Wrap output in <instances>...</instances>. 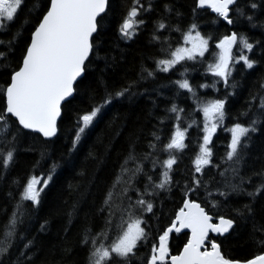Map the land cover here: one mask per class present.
Here are the masks:
<instances>
[{
  "label": "snow or ice",
  "instance_id": "1",
  "mask_svg": "<svg viewBox=\"0 0 264 264\" xmlns=\"http://www.w3.org/2000/svg\"><path fill=\"white\" fill-rule=\"evenodd\" d=\"M24 2L0 0V30L7 31L15 22ZM194 4V19L198 9L206 6L227 25L235 27L237 21L243 19L250 30L259 29L264 37V0H194ZM109 7L110 0H44L42 7L39 4L35 7L34 19L30 10L7 40L0 39V73L3 74L0 83V178L7 179L9 170L17 162L22 134L42 140L30 173L9 180L10 190L5 195L13 203L11 211L7 206L0 210V264H32L36 236L29 237L30 226L34 214L44 207L48 189L61 172L74 173L75 178L87 177L82 200L87 199L94 186L106 185L95 210V214L104 217L103 227L94 234L86 227L80 240L81 245L88 248V264H113L114 260L118 264H132L140 242L147 247L150 238L144 226V214L154 213L159 195L174 187L180 189L182 203L175 209L171 223L153 238L151 248L140 258V264H264V250L250 258L234 259L223 252L217 239L210 238L211 233L220 237L230 234L239 221L250 226L253 241L264 249V201L261 200L264 198V149L255 158L261 166L244 172L253 134L264 127V75L259 78L257 90L250 93L247 109L233 116V122L225 129L229 135L219 162H212L214 134L225 123L229 97L241 86L232 79L233 74L237 67H242L243 78L247 70H254L264 62V39L253 40L244 32L232 31L215 40L214 62L206 68L212 74L213 83L198 85L200 89L211 87L215 97L198 95L196 87L185 77L187 68L179 73L180 79L151 90L142 88V84L155 79L157 72L174 71L182 62L197 61V57L203 58L210 51L213 37L202 35L195 22L183 30L170 24L174 9L166 2L159 18L153 21L151 40L168 45L161 49V58L150 57L155 68L149 69L141 63L135 78L125 74L110 83L105 73L115 71V57L106 53L104 67L93 80L89 77L90 70L95 72V68L90 69L92 54L96 53L97 59L100 58L101 41L97 37L105 29ZM152 10L151 2L145 6L142 0H131L115 26L119 40L134 39L146 24L139 17ZM176 15L182 14L176 11ZM26 29L30 30L26 32ZM160 30L180 32L183 43L172 48L168 37L161 40ZM17 47L20 48L18 55ZM257 48L260 52L258 58H254ZM220 83L224 85L222 97H219ZM173 87L175 95L187 90V98L194 107L186 113L173 99V103L164 109L165 115L158 118L160 125L171 123L167 137L163 127L154 125L146 145L148 151L138 153L139 136L130 134L123 158L119 159L120 154H117L119 164L111 180L101 179L115 140L127 127L128 114L120 111L123 102L127 100L131 104L137 96L152 92L162 95L164 89ZM84 97H87L86 102ZM257 97L259 103L254 104ZM77 104L83 106L77 107ZM66 112L72 113V124L66 142L58 145L59 124ZM197 112L200 120L189 119ZM101 124L103 127L87 145L81 160L85 142ZM193 125L198 130V151L192 159L191 173L181 184L179 179L174 180L176 154L187 148L185 141ZM114 128L115 134L109 138L106 133ZM101 147L103 152L99 151ZM24 151L36 152L37 146L30 144ZM89 161L95 162L91 175L83 166ZM148 163L151 168L146 171ZM44 164H47L46 171L35 175ZM209 168L214 169L215 174L205 179ZM156 169H159L158 177L149 174ZM140 176L144 177L142 189L136 186ZM13 185L15 191L11 190ZM81 187L79 182L68 184L69 191H79ZM133 192L135 199L131 195ZM60 194L54 192L50 199L54 201ZM229 199L245 202L233 206L231 216L216 214L221 203ZM29 204L31 207L27 206ZM80 206L81 201L73 202L69 217ZM85 215L87 217V213ZM47 226L48 221L42 220L38 232L45 231ZM181 229L188 230L186 242L173 255L169 251L170 233H180Z\"/></svg>",
  "mask_w": 264,
  "mask_h": 264
},
{
  "label": "trees",
  "instance_id": "2",
  "mask_svg": "<svg viewBox=\"0 0 264 264\" xmlns=\"http://www.w3.org/2000/svg\"><path fill=\"white\" fill-rule=\"evenodd\" d=\"M43 2L44 0H25L23 7L17 14L15 22L9 26L7 31L0 30V39L7 40L11 36L12 30L17 29L21 20L27 18V14L30 10L33 12L31 18L34 19L35 7L38 4L42 7ZM142 2L145 6H147L149 2L153 4V10L151 12L139 17L146 21L145 26L140 29L134 39L130 41H122L119 40L115 34V26L121 15L126 12L127 8L130 6L131 0H110V7L105 18V29L101 32L100 36L97 37V39L101 41L98 49L100 58L97 59L96 53L92 54L93 64L90 65V69L95 68V72L90 70L89 77L93 80L96 76H99L100 69L104 67L103 57L106 53L109 56L115 57V71L109 70L105 73V77L110 83L112 80L118 79L125 74L130 78H135L136 73L140 70L141 63L149 69L155 68L150 57L161 58V49L166 48L168 45L151 40L154 26L153 21L159 18L162 13V5L166 2L170 3L174 9L170 16V24L172 26H179L183 30L186 29L189 24L195 22L202 35L206 37L211 35L213 37L210 44V51L206 52L203 58L197 57V61L182 62L180 65L175 66L174 71L170 70L168 73L162 71L157 72L155 79L142 84V88L151 90L158 85H166L171 80L180 79L181 77L179 73L187 68L188 72L185 74V77L194 87H196L198 95L204 98L215 97L216 93H214L211 87L207 89H200L198 87L201 83H207L209 85L213 83L212 74L207 72L206 68L210 62H214L212 53L217 51L215 49V40L221 35L232 31L244 32L253 40L264 39L259 29L250 30L247 22L243 19L238 20L235 27H232L227 25L222 19L216 18L215 13H212L207 8L198 9L197 15L194 19L192 15V8L195 6L194 0H142ZM236 7H239V4L236 5ZM176 11H179L182 15L177 17ZM247 14L248 13L246 12L245 15ZM214 20L215 23L213 22ZM29 30L30 29H26L25 31L27 32ZM159 35L161 40H163L164 37H168V44H170L172 48H175L177 43H183L180 32L160 30ZM21 43H23V41H21ZM19 51L20 48L17 47V55L19 54ZM259 52L260 49L257 48L253 57L258 58L257 54ZM241 71L242 67H237L233 74L232 79L240 82L241 86L235 90V95L229 97L225 123L223 127L218 128L217 132L214 134L215 157L212 161L213 164L219 162L220 156L225 151L224 145L229 135L225 129H227L233 122L232 117L236 116L240 111L247 109L250 93L257 90L259 78L264 75V62H261L259 66H256L254 70H247L243 78L241 77ZM2 82L3 74L0 73V83ZM223 88V83H220L218 85L219 97L224 95ZM175 93L176 89L174 87L167 88L163 90L162 95H156V93L152 92L150 95L137 96L131 104H129L127 100L123 102L120 111L122 114H128L126 120L127 127L123 128L122 134L115 140V147L112 148L111 154L108 156L107 167L104 172L101 173V179L108 181L111 180L115 167L119 164V159L123 158L130 134L139 136V143L137 145L138 153L148 151L146 145L151 138L150 134L154 130V125L156 128L163 127L165 129V137H167V130L171 128V123L166 122L164 125H160L158 123V118L165 115L164 109L173 103V99H175V102L181 108L185 109L186 113L194 107L192 101L187 98V90H181L179 95H175ZM84 101H87V97H84ZM153 101H155V104H153ZM253 103L258 104L259 98L257 97ZM82 106L83 104H77V107ZM192 118L200 120L201 116L197 112L189 119ZM105 119H107V117ZM71 124L72 113L66 112L64 118L59 124V139L56 141L58 145L66 142L65 137L68 135V129ZM101 127H103V124H101V126L92 133L88 141L85 142V149L80 154L81 160L83 159L84 152L87 151V145L92 143L93 138L96 136V133L100 131ZM117 127H119V124ZM115 131L116 129L114 128L106 134L111 138V136L115 134ZM197 135L198 130L196 126L193 125L189 129L185 141L187 148L183 150L182 153L176 154L178 162L174 166V180L179 179L181 184H183L184 179L187 178L188 174L192 171V159H194L195 154L198 151ZM21 141V150L16 158L17 162L9 170L8 178H0V210L7 206L8 210L11 211L13 201L8 200L5 195L10 190L9 180L12 177H26L30 173L31 166L38 157L39 144L42 143V140L25 134L21 135ZM194 141L197 142L194 143ZM30 144L37 146L36 152L24 151V149ZM262 149H264V127H260L259 132L253 134V144L250 149V158L244 169L245 173L258 169L261 166L260 161L255 158L260 155ZM99 151L103 152V147H101ZM118 153L120 154L119 159L117 156ZM163 158L164 156L162 155L161 159ZM83 166L88 169V173L91 175L95 168V162L89 161ZM149 168H151L150 163L145 165L146 171ZM46 169L47 164L42 165V167L35 172V175L39 176L41 171H46ZM149 174H154L158 177L159 169H156L154 170V173ZM214 174V169L209 168L204 178L208 179L209 176ZM216 178L219 179V176L216 175ZM70 182L73 185L79 182L82 187L79 191H69L68 184ZM255 182L256 181L253 180V183ZM86 184L87 177L75 178L74 173L61 172L56 176L55 182L48 189V195L45 196L44 207L38 213L34 214L35 219L30 226L29 237L31 238L33 235L36 236V247L32 249L35 253L32 264H88V248L81 245L80 240L82 238L83 230L86 227H90L93 234L100 231L103 227L104 217L95 214V210L99 207L102 193L106 185H101L99 187L94 186L92 192L88 194L87 199L82 200L81 197L85 192L84 186H86ZM136 186L141 189L143 188V176L139 177V182ZM11 190L15 191L14 185ZM58 191L61 193L59 197L54 201L51 200L52 193ZM16 195L18 196V193H16ZM131 195L133 196V199H135V193L133 192ZM200 196L203 197V191H201ZM261 200L264 201V198H261ZM75 201H81L82 206L79 207L77 212L69 217L68 212ZM93 201H95V206H93ZM244 202L243 199H229L226 203H221L216 214L231 216L232 207ZM181 203L182 200L179 188L174 187L170 192H162L159 195V198L155 201L156 211L152 214H144L146 220V225L144 226L146 231L150 234L148 245L145 247L143 242H140L139 251L136 253V258L133 260L132 264H140V258L150 250L153 238L158 237L163 229L171 223V219L175 214V209L179 207ZM27 206L31 207L30 204ZM86 213L87 217L85 215ZM42 220H47L48 226L45 231L38 232ZM250 231V226L237 221L234 230H230V234H226L223 237L217 236L213 239H217V242L222 244L223 252L226 255L234 259L243 260L258 254L261 250H264L260 249L258 244L253 241ZM115 234V232L112 233L113 236H115ZM155 242L158 243V239H156ZM184 242H186V232H171L169 248L171 254H177L179 248L183 246ZM113 264H118V262L114 260Z\"/></svg>",
  "mask_w": 264,
  "mask_h": 264
},
{
  "label": "water",
  "instance_id": "3",
  "mask_svg": "<svg viewBox=\"0 0 264 264\" xmlns=\"http://www.w3.org/2000/svg\"><path fill=\"white\" fill-rule=\"evenodd\" d=\"M204 8H207L206 6L204 7ZM207 9H209L211 12H212V10L210 9V8H207ZM213 13V12H212ZM174 232V231H173ZM182 232H188V230L187 229H181V233ZM227 234V233H226ZM226 234H224V235H226ZM218 236V234H215V233H211L210 234V237H217ZM173 255H175V254H173ZM169 264H170V262H169Z\"/></svg>",
  "mask_w": 264,
  "mask_h": 264
},
{
  "label": "rangeland",
  "instance_id": "4",
  "mask_svg": "<svg viewBox=\"0 0 264 264\" xmlns=\"http://www.w3.org/2000/svg\"><path fill=\"white\" fill-rule=\"evenodd\" d=\"M236 47H238V46H234V48H236ZM236 54H238V53H236Z\"/></svg>",
  "mask_w": 264,
  "mask_h": 264
}]
</instances>
